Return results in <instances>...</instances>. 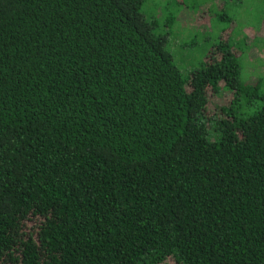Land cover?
Listing matches in <instances>:
<instances>
[{
    "label": "trees",
    "instance_id": "1",
    "mask_svg": "<svg viewBox=\"0 0 264 264\" xmlns=\"http://www.w3.org/2000/svg\"><path fill=\"white\" fill-rule=\"evenodd\" d=\"M171 1L0 0V264H264V76Z\"/></svg>",
    "mask_w": 264,
    "mask_h": 264
},
{
    "label": "rangeland",
    "instance_id": "2",
    "mask_svg": "<svg viewBox=\"0 0 264 264\" xmlns=\"http://www.w3.org/2000/svg\"><path fill=\"white\" fill-rule=\"evenodd\" d=\"M165 1L148 0L145 9L151 7L149 12L158 17L152 5L160 2L161 9ZM169 9L178 14L170 39L183 72L192 70L215 43L222 42V29L227 24L222 28L215 26L213 20L224 13L233 16L225 35L232 33L233 38L246 44L244 76L250 80L264 76V0H172Z\"/></svg>",
    "mask_w": 264,
    "mask_h": 264
}]
</instances>
